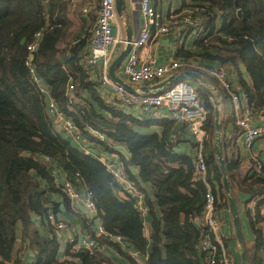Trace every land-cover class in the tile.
Instances as JSON below:
<instances>
[{
    "label": "trees",
    "instance_id": "trees-1",
    "mask_svg": "<svg viewBox=\"0 0 264 264\" xmlns=\"http://www.w3.org/2000/svg\"><path fill=\"white\" fill-rule=\"evenodd\" d=\"M72 1L0 0V264L21 263L15 254L19 239L35 253L33 264H207V253L198 247L203 233L197 224L207 187L195 175L194 158L175 151L181 142L170 137L176 121L139 119L101 95L99 75L93 76L85 65L90 33L84 23L81 25L83 19L71 17ZM179 8L191 10L200 19L202 32L192 41L195 51L180 48L178 54L200 58L208 67L226 65L236 70V86L248 104L256 111L263 109L264 0H181ZM76 26L83 28L84 35L71 38ZM38 32L41 36L31 54L32 64L59 108L81 128L90 148L116 152L114 148L123 145L129 151V157L119 154L120 162L127 179L144 196L151 216L149 238L144 235L145 217L136 199L128 191L124 192L126 198L120 196L122 186L107 165L54 129L47 97L33 82L27 65L28 45ZM61 42L66 44L64 48L59 46ZM200 73L222 93L212 77ZM70 83L75 87L72 93L68 92ZM196 90L208 111L205 179L218 198L216 205L229 210L215 151V104L199 84ZM154 126L161 127V132L140 131ZM94 132L102 134L105 141L99 142ZM222 141L224 152L223 136ZM224 159L237 205L236 189L247 195V203L255 202L256 214L248 212L255 236L254 245L246 247L249 264H264V216L260 212L264 177L255 171L243 175L238 160H229L225 153ZM56 164L68 172L73 183L76 178L86 186L104 231L124 238L122 246L92 233L100 248H111L119 258L110 250L91 253L69 245L68 259L60 260L61 243L49 220L51 212L61 219L60 204L49 194L62 196L66 207L71 206L52 172ZM83 220L88 229L94 224L92 219ZM132 251L145 262H139Z\"/></svg>",
    "mask_w": 264,
    "mask_h": 264
},
{
    "label": "built area",
    "instance_id": "built-area-1",
    "mask_svg": "<svg viewBox=\"0 0 264 264\" xmlns=\"http://www.w3.org/2000/svg\"><path fill=\"white\" fill-rule=\"evenodd\" d=\"M83 11L86 13L88 9L85 8ZM140 11L144 25L140 29L138 36L131 41V48L123 65V74L133 84L151 81L160 82L171 76L183 64L177 60L158 63L157 58L152 53H142L144 48L153 39L166 34H173L180 43L185 41V37L189 32L192 35V40L198 39L202 32L201 22L199 18L192 15L191 10L173 12L167 19H164L152 0H141ZM117 19L116 0H99L97 17L90 29L89 42L91 54L85 57V65L93 74L97 73L99 75L102 86L110 88L109 94L106 93L110 97H107L104 93L103 95L109 98L108 102L114 103L119 109L125 111L139 107L142 113L151 115L162 108H166L167 112H158L161 118L169 117L188 126L197 148L194 157L195 175L197 178L203 179L207 187L204 208L200 218L197 220L202 227L203 233L198 247L202 252L207 253V264H216L218 257L219 264H236L234 253L228 249L224 237L220 233L224 207L216 205L218 198L212 191L211 185L205 179L207 164L204 124L208 111L194 85L187 80H179L161 92L156 90L147 92L139 88L129 91L123 85L112 80L108 70L113 61L114 48L119 44H127V39H123L119 34L114 33L113 29L117 23ZM35 36L36 40L28 45L30 58L27 61V65L33 82L39 85L41 92L48 99L46 105L47 110L52 116L54 129L76 142L86 153H90V145L84 137L83 131L59 108L46 85L41 82L32 64L31 54L36 50L41 32L36 33ZM202 69L214 79L215 83L229 100L233 111V122L240 128L245 145L251 147L259 137L264 135V126L256 124L257 119L264 117V108L256 111L248 104L245 94L241 93V90L238 89L236 82L229 76L226 67L205 66ZM74 88V84L70 83L68 85V92L72 93ZM94 135L97 136L99 142L105 141L104 136L99 132H94ZM45 160L51 161L50 157H45ZM104 163L122 186L123 192L128 191L133 194L136 191L134 184L125 176L121 162L117 165L118 159L114 163ZM249 169L264 177V163L258 156H251ZM61 185L66 198L71 201L72 207L76 209L80 196L75 184L70 178H66ZM136 201L137 207L145 215L147 212L146 206L137 198ZM86 206L89 211L96 212L92 199L87 200ZM260 212L264 216V205L261 207ZM255 214L256 212L253 207L252 215ZM49 220L59 235L62 232L68 234V243L73 249L84 248L93 253L102 248H100L95 239L83 236L78 237L75 231L71 230L64 220H58L53 212L49 214ZM98 229L99 235L108 237L122 246L125 244L123 237L105 232L102 226Z\"/></svg>",
    "mask_w": 264,
    "mask_h": 264
},
{
    "label": "crops",
    "instance_id": "crops-1",
    "mask_svg": "<svg viewBox=\"0 0 264 264\" xmlns=\"http://www.w3.org/2000/svg\"><path fill=\"white\" fill-rule=\"evenodd\" d=\"M126 1H127V13H128V15L124 13L122 16H120L118 14L117 23L115 24L114 29H113L114 33L119 34V36L123 39H127V35H128L129 31L133 32V38L137 37L139 32H140V29L144 25V20H143L141 11H140V1L141 0H126ZM152 2L157 7V9L159 10L160 14L162 15V17L164 19H167L169 17V15L171 13L175 12V10H177L181 5V0H161V2L160 1L156 2V0H152ZM92 3L88 0H73L72 1L71 17L73 18L74 21H77L78 20L77 19L78 12L80 9L81 14L79 16V21H81V19L84 20L81 22V25H82V23H84L85 28L91 27L93 25V23L95 22V16L97 15V12H98L99 0H97V4L96 3L92 4ZM85 8L88 9V11L86 13L83 11V9H85ZM77 10H78V12H77ZM82 29L78 30V26L74 27L73 36L71 38H73V37L78 38L80 35H84V32H82ZM71 41H73V39ZM192 41H193L192 35L190 32L185 37V41L183 43H180V41H178V39L173 34H166V35L160 36L159 38L153 39L144 48L142 53H144V54L148 53V52L152 53L157 58L158 63L172 62V61H176V60L180 61L183 64V66L180 67L178 70H175L172 75L181 74V73H184L185 71H196V72L200 73V71H203V69H202L203 67L208 66L207 62H205V61H203L197 57L188 58V57H182L181 55L178 54L180 48H185L187 50L195 51L196 48L194 47ZM59 46L61 48H64L66 46V44L61 42L59 44ZM125 47H126V45L119 44L114 48L113 60L120 54V52L123 49H125ZM85 51H86V56L91 54L89 38L86 41ZM126 57H125L124 61L122 62L121 66L117 69V74L121 78H123L124 81L126 83H128L133 90L136 88H139V89H142L143 91H149L151 88H153V86H154V84H156V82H159V81H151V82H146V83H142V84L130 83L123 74V65H124V62L126 60ZM215 66H219V65H215ZM226 69H227V67H226ZM227 70H228L229 76L234 80V82H237L238 74L236 73V71L234 69L233 70L227 69ZM108 72H109V70H108ZM242 72H243V75L247 77L245 69L242 68ZM92 75L97 76V73L96 74L92 73ZM183 80H185V79H183ZM187 81H191V80L187 79ZM194 81H196V80H194ZM46 88H48V87L46 86ZM48 90H49V88H48ZM109 92H110L109 87H107V86L104 87L101 85V95L107 101L109 99L107 97H110V95H107L106 93L109 94ZM242 92L243 91H241V93ZM103 93L107 97L105 95H103ZM217 99L222 101L221 105L219 106L220 119H221V122L223 119L224 124H225L223 131H222L223 140L225 141V144H226L224 153L229 160L235 159V160L239 161L240 166L242 167V171H243L242 173H244L246 171L249 172L251 170L249 168H250V158L252 155L258 156L264 161V135L259 137L253 143V145L251 147H247L244 143V137H243L242 132L240 131V128L237 127L233 122V117H232L233 111H232L229 100L226 98V96L223 92L222 93L220 92V95L217 96ZM125 112L132 114L133 116H135L139 119H146V120H149V119H153V120L170 119L169 117L168 118H161L158 115V112H161V113L167 112L166 108H162V109H160V111H156L151 115L142 113V111L140 110L139 107H136L133 110H125ZM256 124L260 125V126H264V117L257 119ZM176 125H177L176 129L172 133H170V137L174 138L175 140H176V138H179L181 140V142L179 143V147H178L179 151H182L186 154H189L194 158L196 151H197V148H196L194 138L188 129V126L185 124L179 123L177 121H176ZM180 127H182V128H180ZM140 131L143 133H153V132L160 133L161 127L154 126V127L147 128V129H140ZM72 142L74 144H76L77 146H79L76 142H74V141H72ZM80 149L83 152H85L83 148L80 147ZM114 149L116 150V152H109L104 148L95 146V147H91L90 153H87V154H93L94 156L98 157L103 162H113L114 163L115 160L118 159L117 165H119V163H120L119 154L123 155L125 157H129V151L127 150V148L125 146L119 145V146H116ZM52 172L55 176L57 184H61L66 178H70L68 175V172H66L58 164L53 166ZM133 172L136 173L137 170L133 169ZM74 181H75V183H74L75 187H76L77 191L79 192V196H80V199L77 202V208L76 209L72 207L71 201L68 198L67 199L69 200L68 202L71 206L70 207L71 209L66 207L64 198L62 196L55 195L52 193L49 194L51 199L57 201L60 204V211L58 213V216L61 218V220H64L67 223V225L70 227L71 230L75 231V233L78 235V237L83 236V237L92 238L93 232L97 236H102V235H99V233H98L99 232L98 228L101 225L100 226L96 225V220L98 219V218H96V212L89 211L87 206H86L87 200L91 199L86 186L84 184H82L81 181H77L76 178L74 179ZM149 188H150V186H149ZM149 188H148V190L151 189V188L150 189ZM235 192L237 193V195L240 199V202H238V205L239 204H242V205L245 204L246 205L247 201H248L247 195H245L242 192H239V190H237V189L235 190ZM150 193H151V191H150ZM120 196L124 197V198L127 197L123 191L120 192ZM132 197H134V199L137 198L138 200H141L142 203H144L143 194H141L137 190L132 194ZM251 203L255 204L254 201H251ZM239 216H240V214H239ZM83 217L86 219L88 218V219L94 220V224L92 226H90V229H88V226L85 224ZM144 217H145L144 235L147 238H149L150 233H151V229H150L151 216H150V214H148V210L145 213ZM37 218L39 219V217H37ZM240 221H241V219H240ZM241 225H242L243 237H244L246 247L251 248L254 245L255 236H254V233L252 231L250 219L247 221V227H246L247 235H246V237H245V230H244L242 222H241ZM42 230L45 232L44 228H42ZM55 232H56V234H58L59 240L61 243L60 250H59L60 260L64 261V260L68 259V256L66 255V252L69 248L68 234H66L65 232H62L59 235V233L56 231V229H55ZM220 233L222 234L224 239L227 240L228 249L232 253H234V255L236 257V264H241L238 242L234 238L235 230L233 227L232 217H231L229 210L226 207H224V214H223L222 226L220 229ZM101 249L113 251L111 248H106L105 246H103ZM113 252L115 253V256L117 258H119V255L116 254L115 251H113ZM15 254H16V256L20 257V259H21L20 264H33V262L35 260V253L27 247V245L23 242L22 239H19L17 242ZM132 255L135 256L139 260V262H141V263L145 262V259L139 253L132 251Z\"/></svg>",
    "mask_w": 264,
    "mask_h": 264
},
{
    "label": "water",
    "instance_id": "water-1",
    "mask_svg": "<svg viewBox=\"0 0 264 264\" xmlns=\"http://www.w3.org/2000/svg\"><path fill=\"white\" fill-rule=\"evenodd\" d=\"M238 6V3L236 4ZM116 9L117 12L120 16H122L124 13L128 15L127 13V1L126 0H116ZM239 15L241 14L240 11H238ZM133 39V32L129 31L127 35V44L125 49H123L120 54L113 60V62L110 65L109 68V75L112 78L113 81L116 83H119L123 85L126 89L129 91H133V89L130 87L128 83L124 81L123 78H121L117 74V69L121 66L122 62L124 61L125 57L127 56L128 52L130 51L131 48V41ZM33 59V55L31 57ZM196 80L199 82L200 86L210 95L212 100L214 101L215 104V126H216V140H215V151H216V156L220 164V169L221 173L223 176V184H224V189L225 193L227 195V199L229 202V211L232 217L233 221V227L235 230V236L236 240L238 242L239 246V255H240V261L241 264H249L248 260V255H247V250H246V244L244 241L243 237V231H242V225L240 221V216H239V210L238 206L235 200L234 193L231 189V185L228 179V173H227V168H226V162L224 159V152H223V141H222V122L220 119V109L219 106L221 105L222 101L217 99V96L220 95V92L217 90L215 86L210 87V81L204 77L202 74L196 72V71H185L184 73L181 74H174L163 81H160L156 84H154L153 88L150 90H156L158 92H161L162 90L168 88L172 84L176 83L179 80ZM149 90V91H150ZM148 92V91H147ZM175 151H179V148L176 147ZM197 224H199V221H197ZM96 225L100 226L101 221L99 219L96 220ZM128 247H131L130 243H126Z\"/></svg>",
    "mask_w": 264,
    "mask_h": 264
},
{
    "label": "rangeland",
    "instance_id": "rangeland-1",
    "mask_svg": "<svg viewBox=\"0 0 264 264\" xmlns=\"http://www.w3.org/2000/svg\"><path fill=\"white\" fill-rule=\"evenodd\" d=\"M88 1H90L92 4H97V0H88ZM77 9V8H76ZM77 12H78V10H77ZM175 12H186L185 10H183V9H180V8H178L177 10H175ZM80 14H81V12H80V9H79V12H78V20L77 21H79V16H80ZM92 27V26H91ZM91 27H88L87 28V31H88V33H90V29H91ZM225 67H227V69H231L230 67H228V66H226L225 65ZM231 70H233V69H231ZM236 71V70H235ZM236 73L238 74V72L236 71ZM205 77V76H204ZM191 84H193L194 85V87L195 88H197V86H198V83L199 82H197V81H194V80H191V81H189ZM213 87V85H212V83H210V87ZM254 205L255 204H253V203H251V202H249V203H247L246 205L245 204H239L238 205V210H239V214H240V219H241V222L243 223V227H244V230H245V237H246V235H247V232H246V227H247V221L249 220V214H248V212L249 211H252V208L254 207ZM230 212V211H229Z\"/></svg>",
    "mask_w": 264,
    "mask_h": 264
}]
</instances>
